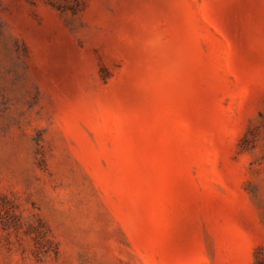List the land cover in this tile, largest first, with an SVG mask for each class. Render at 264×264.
Here are the masks:
<instances>
[{
  "label": "rangeland",
  "instance_id": "rangeland-1",
  "mask_svg": "<svg viewBox=\"0 0 264 264\" xmlns=\"http://www.w3.org/2000/svg\"><path fill=\"white\" fill-rule=\"evenodd\" d=\"M0 264H264V0H0Z\"/></svg>",
  "mask_w": 264,
  "mask_h": 264
}]
</instances>
